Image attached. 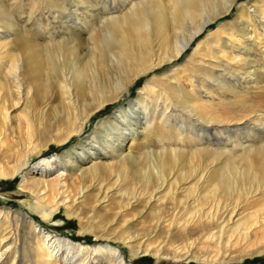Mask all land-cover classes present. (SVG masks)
Listing matches in <instances>:
<instances>
[{
    "label": "bare ground",
    "instance_id": "bare-ground-1",
    "mask_svg": "<svg viewBox=\"0 0 264 264\" xmlns=\"http://www.w3.org/2000/svg\"><path fill=\"white\" fill-rule=\"evenodd\" d=\"M26 2L27 21L42 5L54 16L30 31L20 0H0V181L21 175L26 197L0 206V264L264 256V100L250 98L264 92V0ZM145 76L85 140L42 157ZM62 210L96 242L32 214Z\"/></svg>",
    "mask_w": 264,
    "mask_h": 264
},
{
    "label": "rangeland",
    "instance_id": "rangeland-1",
    "mask_svg": "<svg viewBox=\"0 0 264 264\" xmlns=\"http://www.w3.org/2000/svg\"><path fill=\"white\" fill-rule=\"evenodd\" d=\"M26 1H28V0H20L21 11L19 13L17 11L16 14H15V18L17 19V21L19 23H21L22 25L26 24L27 28L31 29L30 31H33V29H35L34 26L37 23L38 19H41V22L42 23L44 22L45 25H48L49 23L52 24L54 15L51 12V10L48 7L46 8V6H44V5H42V7H40L41 9L39 8L40 10L35 9L34 12H33L34 16L32 17L31 20L27 21V16H28V13H29L28 12L29 11L28 10L29 9V5H27L28 2H26ZM37 11H38L39 14L37 13ZM34 17H35V19H34ZM235 17H236V14L234 12H233V14H231L229 16V18H235ZM60 26L61 25H57L56 27L59 29V28H61ZM145 78H146V76L143 79H140L132 87L131 91H128L123 97H121L115 103L107 106L106 109L100 111L95 116V118L92 119L93 120L92 123H90L89 126H87V128L85 129L84 133H82V135L75 136L72 139V141H70L67 145H63L61 147L52 146V148H50L46 153H44L42 157L43 158H45V157L47 158V157H51V156H54V155L61 154L62 152H64L65 149H72L76 144H78L82 140H85L87 138V136H90V134L94 131L95 127L97 126V123L99 122V120L109 117L119 106H121L123 104H126L128 101H130L131 99H133L135 96L138 95L140 87L145 82V80H144ZM242 80L245 82V84H247V82H246L247 79L242 78ZM248 80H249V78H248ZM261 84H264V82H261ZM259 93L260 94L257 93L258 95H252L250 97L251 101L264 100V94H263L264 92H259ZM222 96H223L222 98L225 101H228V100L231 99V95L230 94H224ZM214 97H215L216 100L214 99L213 101L214 102H218L219 99H220L219 95L215 94ZM254 102H258V101H254ZM42 157L34 158L33 159V163L36 162V161H39ZM21 178H22L21 175H19L18 176V180H14V181L3 180V181H0V206L1 207L2 206H7V207L13 208V209H26L24 207V205L22 204V202L26 199V197H23L21 195L19 196V194H16L14 192L18 188V183H19ZM29 212L32 213V211H29ZM32 214H33V216H35L34 219L36 221L41 222L43 226H45L50 231H53V232L57 233L58 235L67 236V237L73 238L77 242H84V243H94V242H96V238L94 236H92V237L91 236H84L81 233L80 229H79V224L77 222V219L68 217L63 210L60 211L55 216V218L52 219V220L43 219L38 213H32ZM25 258H26L27 261H25ZM138 258L139 259L135 260L134 264H157L158 263L153 257H151L149 255L148 256L147 255L146 256H140ZM22 264H33V263L29 259L28 256H25L24 259L22 260ZM158 264H160V263H158ZM194 264H197V263H194ZM233 264H264V256H258V257H255L253 259L252 258H248L244 262H238V263H233Z\"/></svg>",
    "mask_w": 264,
    "mask_h": 264
}]
</instances>
